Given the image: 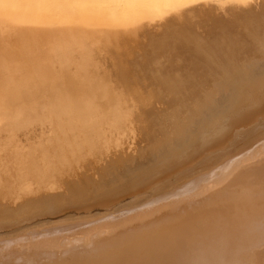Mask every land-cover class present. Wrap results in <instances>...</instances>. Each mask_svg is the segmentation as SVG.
<instances>
[{
    "label": "bare ground",
    "instance_id": "bare-ground-1",
    "mask_svg": "<svg viewBox=\"0 0 264 264\" xmlns=\"http://www.w3.org/2000/svg\"><path fill=\"white\" fill-rule=\"evenodd\" d=\"M0 11L24 18L0 17V264H264V0ZM161 19L130 37L141 83L112 27ZM140 134V157L73 180Z\"/></svg>",
    "mask_w": 264,
    "mask_h": 264
},
{
    "label": "rangeland",
    "instance_id": "rangeland-1",
    "mask_svg": "<svg viewBox=\"0 0 264 264\" xmlns=\"http://www.w3.org/2000/svg\"><path fill=\"white\" fill-rule=\"evenodd\" d=\"M1 16H3V20L4 19H7L8 21H12L13 22V20H15L14 21V23L15 24H20L21 22H23L22 21V19L24 20V18L23 17H21V16H19V15H10V16H8V15H6L5 14V12H1L0 11V17ZM15 16H16V18H15ZM18 16V17H17ZM167 17H169V16H167ZM164 18V20L165 19H168V18ZM2 18V17H1ZM0 18V19H1ZM20 18V19H19ZM17 19V20H16ZM90 19V18H89ZM88 19V20H89ZM6 20V21H7ZM88 20H86L87 22H88ZM158 20H160V19H158ZM158 20H156V21H158ZM7 21V22H8ZM10 21V22H11ZM156 21H150V22H148V21H144V22H141V23H137V25L135 24V25H131V26H128V28H126V27H116V28H114V27H112V29H113V31L114 32H117V33H119V31H120V35L122 36V38H123V42H124V47H125V45H126V48H127V50L129 49L130 51L131 50H133L132 52H130L129 50V52H127L126 53V49H122V50H119V52L122 54V53H124V54H129V55H126V56H128L129 58H130V56L132 55V54H130V53H133L134 51L135 52H137V53H133L134 54V56L132 55V59H129L130 60V62H129V60H128V62L130 63V65H132V68H135L136 67V69L137 70H139V72H142L143 73V75L145 74H147L146 73V70L144 69V67L143 66H141V65H139V63H138V60L140 61V60H142V58H143V55L144 56H146L147 55V53H143L142 54V52L144 51V49L145 48H139V46H143V44H146L147 42V34H149V30L150 31H152L153 33L155 32L154 30H151L152 28H156L157 26H158V24L161 22V23H163V24H165L164 23V21L162 22V19H161V21H159V22H156ZM1 22V21H0ZM3 22V21H2ZM4 23V25L2 26L1 24V26H0V33L1 34H7V38H9V36H8V33L10 32V30H11V32H14V31H12L13 29H14V27L15 26H13V24L11 25L10 23H8V24H6V26H5V21L3 22ZM89 23H91L90 24V26L89 27H91L92 25H93V23H92V20H89V22H88V25H89ZM151 23H152V25H151ZM158 23V24H157ZM160 23V24H161ZM142 24V25H141ZM11 25V26H10ZM151 25V26H150ZM155 25V26H154ZM7 27V26H9V27H7V28H3V27ZM144 26V27H143ZM154 26V27H153ZM93 27V26H92ZM151 28V29H149V28ZM160 27V25L157 27V28H159ZM163 26H162V24H161V28H162ZM125 28V29H124ZM137 28H141V30H140V32L141 33H139V32H136V29ZM145 28H147V29H145ZM19 29V28H18ZM18 29L16 30V31H18ZM108 29H110V28H108ZM127 29V30H126ZM160 29V28H159ZM159 29L157 30V31H159ZM132 30V31H131ZM146 30H148V32H145V33H147V34H145L144 33V31H146ZM156 30V29H155ZM131 31V32H130ZM123 32H127V33H123ZM129 32H130V34H129ZM142 33H144L143 35L144 36H147L146 37V39H145V37L143 36V35H141ZM123 34V35H122ZM130 35V36H129ZM14 36H15V34H14ZM125 36H129V37H125ZM141 36V37H140ZM124 37H125V39H126V42H125V39H124ZM133 38V42L134 43H136L137 42V44H139V46L137 45V47L139 48V51H138V48L136 47V45H133L134 43H132L131 41H132V39L131 38ZM137 37H140V38H137ZM144 37V38H143ZM130 38V39H129ZM144 39V40H143ZM146 40V41H145ZM130 41V42H129ZM130 43H132V44H130ZM142 44V45H141ZM128 45H130L129 47H128ZM144 47V46H143ZM145 47H146V45H145ZM143 51H142V50ZM115 51H117V50H115ZM140 51H142V52H140ZM139 52L142 54H139ZM136 54V55H135ZM139 55V56H138ZM141 55V56H140ZM136 56V57H135ZM136 59V60H135ZM138 59V60H137ZM132 60H134V61H132ZM133 63H134V65H133ZM129 65V66H130ZM134 66V67H133ZM140 66L141 67H143L142 69L140 68ZM138 67H139V69H138ZM131 68V67H130ZM136 69H134V70H136ZM140 69H141V71H140ZM137 70L135 71V73L137 72ZM143 70H145L144 72H143ZM139 72H137L138 74L137 75H139L138 77H140V76H142V74L140 73L139 74ZM142 76V78L143 77H146L145 79L147 80V81H153V80H151V78L149 77H147V75L146 76ZM137 77V78H138ZM138 79H140V78H138ZM144 79V78H143ZM143 79H141V83L143 82V83H146L145 81V79L143 80ZM149 79V80H148ZM148 83V87L147 88H149V86H150V88H151V86H154L155 87V84H153L152 82H147ZM149 83H150V85H149ZM147 85V84H146ZM48 95V94H47ZM160 105V106H159ZM159 105H158V107H161V105H162V103H159ZM32 109V108H31ZM40 110V108H39V105H35L34 104V108L32 109V111H35V112H37V111H39ZM143 139V140H142ZM147 142V140H145V138L144 137H142V135L140 134L139 135V137L136 139V142H135V144L132 146V147H129V144L128 143H124L123 144V146H122V150L120 149V151H117V152H113V153H111L110 155H109V157H107V161H104V162H102V163H100L98 160H97V158H95L94 156H89L86 160H83L82 162H81V166H78L77 167V169H76V171H77V175H72V176H74V177H72L73 178V180H75V181H77V179L79 178V176H88V175H96L97 173H95V170L97 169V171H98V169H101V168H103V166H105V165H107V164H109V162H110V160H111V163H123V161L125 160V158H126V160H129L131 157H140L139 155L140 154H142L143 153V151H145L144 150V148L143 147H145L146 146V143ZM130 150V151H129ZM133 150H134V152H133ZM143 150V151H142ZM137 151L139 152V153H137ZM141 152V153H140ZM136 154L138 155V156H136ZM125 157V158H124ZM112 158V159H111ZM117 158H119L118 159V161H121V162H118L116 159ZM124 158V159H123ZM112 160H114V161H117V162H113ZM126 160L124 161V163L126 162ZM131 162V161H130ZM110 163V164H111ZM127 163V162H126ZM105 164V165H104ZM70 178V177H69ZM71 179V178H70ZM1 193V192H0ZM11 199V200H10ZM15 199H12V196H10V195H8V194H5V195H3L2 193L0 194V210H1V207H7V208H10V207H13L14 206V201ZM3 202V203H2ZM9 202V203H8ZM13 202V203H12Z\"/></svg>",
    "mask_w": 264,
    "mask_h": 264
}]
</instances>
